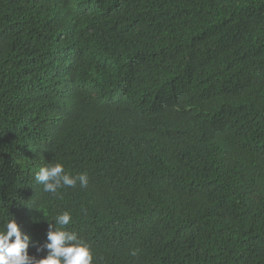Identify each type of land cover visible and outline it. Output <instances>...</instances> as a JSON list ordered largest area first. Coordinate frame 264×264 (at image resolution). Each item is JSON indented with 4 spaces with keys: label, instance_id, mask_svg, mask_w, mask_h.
<instances>
[{
    "label": "trees",
    "instance_id": "16d2710c",
    "mask_svg": "<svg viewBox=\"0 0 264 264\" xmlns=\"http://www.w3.org/2000/svg\"><path fill=\"white\" fill-rule=\"evenodd\" d=\"M65 211L93 264H264V0H0V231Z\"/></svg>",
    "mask_w": 264,
    "mask_h": 264
},
{
    "label": "clouds",
    "instance_id": "9594fccd",
    "mask_svg": "<svg viewBox=\"0 0 264 264\" xmlns=\"http://www.w3.org/2000/svg\"><path fill=\"white\" fill-rule=\"evenodd\" d=\"M37 183L43 185V191L56 195L61 188H74L79 182L81 188L88 187L87 173L71 176L65 172L62 163L41 167L35 173ZM72 223V216L65 211L55 218V225L49 223L47 242L37 247L38 253L47 252L46 257L38 259L30 256L29 246L32 238L21 231L17 222L12 219L5 225L6 230L0 231V264H93L94 254L89 245L82 242L75 232L64 230ZM14 238V239H13ZM139 250H133V257Z\"/></svg>",
    "mask_w": 264,
    "mask_h": 264
}]
</instances>
